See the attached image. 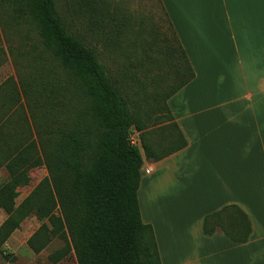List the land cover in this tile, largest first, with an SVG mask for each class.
I'll return each mask as SVG.
<instances>
[{
  "label": "trees",
  "instance_id": "1",
  "mask_svg": "<svg viewBox=\"0 0 264 264\" xmlns=\"http://www.w3.org/2000/svg\"><path fill=\"white\" fill-rule=\"evenodd\" d=\"M71 5L97 28L108 21L109 12L99 1L76 0ZM1 6L13 25L34 26L45 51L78 84L79 104L73 117L62 121L52 110L39 123H30V117L20 113L15 120L10 114L1 118L0 169L7 171L8 179L0 185V208L17 196L32 169L44 166L48 176L0 225V254L9 258L3 244L25 217L34 214L41 225L27 244L39 253L53 239L62 240L64 246L48 257L54 264L70 252L77 264H161L153 229L141 219L139 176L144 161L157 162L186 146L167 100L195 76L167 12L163 8L172 35L167 51L176 60V83L164 95L162 109L176 136L163 137L169 143L164 151L150 142L147 126L134 117L126 95L113 84L95 52L67 29L57 0H0ZM110 18L111 23H123L115 13ZM132 131L138 134L140 148L131 140ZM202 231L207 236L223 233L240 244L247 242L252 227L248 215L231 204L205 215Z\"/></svg>",
  "mask_w": 264,
  "mask_h": 264
},
{
  "label": "crops",
  "instance_id": "2",
  "mask_svg": "<svg viewBox=\"0 0 264 264\" xmlns=\"http://www.w3.org/2000/svg\"><path fill=\"white\" fill-rule=\"evenodd\" d=\"M161 2L195 76L167 100L186 146L144 161L142 222L161 264H264V0ZM231 204L251 221L245 243L202 231L205 215Z\"/></svg>",
  "mask_w": 264,
  "mask_h": 264
},
{
  "label": "rangeland",
  "instance_id": "3",
  "mask_svg": "<svg viewBox=\"0 0 264 264\" xmlns=\"http://www.w3.org/2000/svg\"><path fill=\"white\" fill-rule=\"evenodd\" d=\"M73 1L76 0H57L58 13L67 29L95 52L113 84L126 95L134 117L147 126L150 142L167 151L169 143L163 137L166 140L176 133L162 109V102L164 95L175 86L176 60L167 51L172 35L161 3L159 0H96L109 12L105 16L107 23L97 28L73 11ZM6 13L1 6L0 120L8 114L15 120L20 113L30 117V123L33 120L39 123L48 110L53 111L56 120L71 119L72 110L79 104L78 84L45 51L34 26L13 25ZM113 13L123 20V23L112 22L117 26L115 29L109 21ZM200 23L202 30L210 28L204 17ZM131 140L140 148L136 131H132ZM145 165L144 162L142 175ZM6 174L1 168L0 185L7 181ZM28 176V181L17 188V196L0 208V225L48 172L40 166L32 169ZM157 191H162V187L157 186ZM146 195L151 204L152 190ZM146 199L141 193V208ZM40 225L41 221L34 214L25 217L3 244V250L10 256L5 259L0 254V264H54L48 257L64 246L62 240L53 239L39 253H34L27 244ZM55 264L77 263L74 253L70 252Z\"/></svg>",
  "mask_w": 264,
  "mask_h": 264
},
{
  "label": "built area",
  "instance_id": "4",
  "mask_svg": "<svg viewBox=\"0 0 264 264\" xmlns=\"http://www.w3.org/2000/svg\"><path fill=\"white\" fill-rule=\"evenodd\" d=\"M152 168H153L152 165H150V164L147 165V164H146V165L144 166L143 172H144L145 174H149V173L152 171ZM141 169H142V168H141Z\"/></svg>",
  "mask_w": 264,
  "mask_h": 264
}]
</instances>
